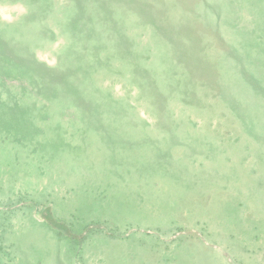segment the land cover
<instances>
[{
    "label": "rangeland",
    "instance_id": "374dc122",
    "mask_svg": "<svg viewBox=\"0 0 264 264\" xmlns=\"http://www.w3.org/2000/svg\"><path fill=\"white\" fill-rule=\"evenodd\" d=\"M19 2L0 264H264V0Z\"/></svg>",
    "mask_w": 264,
    "mask_h": 264
},
{
    "label": "clouds",
    "instance_id": "9594fccd",
    "mask_svg": "<svg viewBox=\"0 0 264 264\" xmlns=\"http://www.w3.org/2000/svg\"><path fill=\"white\" fill-rule=\"evenodd\" d=\"M27 11L23 3H20L19 0L16 4L10 5L7 3H0V20L11 22L16 15H22Z\"/></svg>",
    "mask_w": 264,
    "mask_h": 264
}]
</instances>
